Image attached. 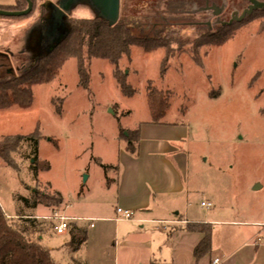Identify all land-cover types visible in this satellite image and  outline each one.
I'll return each mask as SVG.
<instances>
[{
    "label": "rangeland",
    "instance_id": "obj_1",
    "mask_svg": "<svg viewBox=\"0 0 264 264\" xmlns=\"http://www.w3.org/2000/svg\"><path fill=\"white\" fill-rule=\"evenodd\" d=\"M210 1L219 6L217 0ZM225 1L229 5L226 13L234 9L232 12L240 15L247 8L245 0ZM151 2L33 0L30 16L0 18V82L21 77L33 67L54 37L56 12L70 21L115 20L135 30L137 38L158 39L167 34L173 39L172 52L163 67L164 51L145 54L136 47L118 63V70L135 91L131 99L120 96L112 77L114 69L108 63L91 61L86 65L89 79L84 91L78 86L75 61L68 60L50 84L32 88L28 110L0 113V142L37 133L36 156L41 165L48 166L47 172L34 174L29 161L32 149L27 145L10 156L11 168L0 161V209L9 223L48 216L53 209L67 218L116 217L118 154L126 146L119 132L131 133L149 118L144 95L147 84L169 96L162 121L183 119L189 130L181 147L188 154L189 197L186 208L181 200L172 203L180 208L179 220L184 219L185 209V220L215 226L221 233L238 230L224 228L225 224L262 217L264 16L254 13L235 24L229 30L230 41L221 48H211L200 46L199 38L207 33L204 29L177 26L192 21L179 12L169 15L176 25L166 29L170 33H148ZM52 101L60 115L54 113ZM36 193L58 195L61 204L27 211L25 204ZM201 204H210L213 209L200 208ZM113 223L96 222L93 230L87 228L86 244L73 259L82 264H128L132 254L120 250L122 236L150 240L157 234L151 227L162 233L167 230L163 225H144L143 231H138L141 226ZM38 225L46 233L36 242L49 251L55 264H70L64 248L67 235L57 237L51 228Z\"/></svg>",
    "mask_w": 264,
    "mask_h": 264
},
{
    "label": "trees",
    "instance_id": "obj_2",
    "mask_svg": "<svg viewBox=\"0 0 264 264\" xmlns=\"http://www.w3.org/2000/svg\"><path fill=\"white\" fill-rule=\"evenodd\" d=\"M33 2V0H31ZM185 0H152L149 15H147V31L170 33L166 29L176 28V25L169 19L172 11ZM198 3L202 0H189ZM264 3V0H256ZM15 6L5 12H23L26 5L23 0H14ZM171 10V11H170ZM264 16V13L257 12ZM32 14V13H31ZM168 17V19H166ZM54 37L49 41L45 51L37 59L33 67L23 76L11 78L0 82V113L9 110L26 111L32 102V88L46 86L56 79L62 66L68 61H75L78 76V86L82 90L88 89L87 66L91 61H104L114 69L112 74L116 89L120 96L131 99L135 91L126 83L124 73L118 70V63L128 57L130 49L136 47L145 54L154 51H164L165 59L172 52L173 39L169 35L161 38L135 37L136 32L127 25L105 20L97 21H60L55 19L53 25ZM230 28L218 29L215 33H205L200 38V46L221 48L231 39ZM59 32L56 34V32ZM87 65V66H86ZM163 69V68H162ZM165 70L161 71V74ZM145 101L151 124L160 123L166 116L169 108V96L154 90L150 84L144 88ZM218 94L210 97H217ZM55 107L53 101L51 102ZM57 115L60 111L55 107ZM125 134V136H123ZM121 138L126 142V152L132 155L138 141V131L131 133L119 132ZM37 133L29 137L7 138L0 142V161L7 167L10 165V156L18 154L23 145L32 149L31 158L34 174L47 172V164L41 165L37 159L36 145ZM32 200L25 204L27 211H33L37 207L55 208L61 204L58 195L46 196L35 194ZM20 218V217H18ZM19 221V220H18ZM20 223L13 225L5 218L0 209V264H55L50 253L41 247L36 241L45 229L33 220H20ZM185 232L199 235L201 240L194 248L192 256L197 263L210 254L212 229L207 225H189ZM69 241L64 246L68 253H77L86 243V231L84 229L71 228L68 232ZM31 239H34L32 241ZM75 264V263H73Z\"/></svg>",
    "mask_w": 264,
    "mask_h": 264
},
{
    "label": "crops",
    "instance_id": "obj_3",
    "mask_svg": "<svg viewBox=\"0 0 264 264\" xmlns=\"http://www.w3.org/2000/svg\"><path fill=\"white\" fill-rule=\"evenodd\" d=\"M14 6V0H0V9H12ZM135 128L133 132L138 131L135 152L128 154L125 146L118 154L115 209L130 213L132 222L116 223V217L69 219L104 224L114 222L115 225L123 224L129 227L141 226L138 231H143L144 225H163L167 228L166 232L162 233L151 227L152 233L157 234H153L150 240L143 237L134 239L130 234L122 236L120 250L126 249L132 254L128 264H213L214 261L218 264H264V206L261 218H247L223 226L238 229L236 232L228 229L218 233L214 230L215 226L185 220V209L184 219L179 220L180 208L172 206V203L181 200L186 208L185 202L189 197L186 184L188 154L181 149L188 140L189 130L183 119L178 122H167L166 119L154 125L148 118ZM42 224L50 228L49 224ZM189 225H207L212 229L210 254L197 263L192 252L201 237L186 233L185 228ZM73 227L85 231L90 229L88 224L83 223H77ZM93 229L92 225L90 230ZM45 233L44 231L38 236L39 242ZM65 235L68 237V233ZM155 235L157 238H154ZM217 242L218 247L215 246ZM79 251L69 253L70 264H82L73 259Z\"/></svg>",
    "mask_w": 264,
    "mask_h": 264
},
{
    "label": "flooded vegetation",
    "instance_id": "obj_4",
    "mask_svg": "<svg viewBox=\"0 0 264 264\" xmlns=\"http://www.w3.org/2000/svg\"><path fill=\"white\" fill-rule=\"evenodd\" d=\"M219 6H216L214 3L212 4V2L210 0H202L198 3L195 2H190L189 0H185L184 2H182L179 6H177V8L175 7V9H177L180 13V16L183 18H191L192 21H186L182 24H177V26H184V27H196L198 29H204L205 32L207 33H212L213 30H218V29H224L221 28L220 26H215L212 27L214 24H227L231 21V19L234 17V14H239V12H232L233 10H231L229 13V5L226 3L225 0H217L216 1ZM222 4L225 5V9L224 11L217 17L214 18L213 17V12L211 11H204L206 9H210L212 6L216 7V8H220L222 6ZM242 13V12H241ZM202 17L200 19H197L199 17ZM62 18V16L57 15L56 14V20L60 21ZM218 21V22H216ZM236 23H232L231 27H233ZM207 25L210 27V31H208ZM229 27V28H231Z\"/></svg>",
    "mask_w": 264,
    "mask_h": 264
},
{
    "label": "built area",
    "instance_id": "obj_5",
    "mask_svg": "<svg viewBox=\"0 0 264 264\" xmlns=\"http://www.w3.org/2000/svg\"><path fill=\"white\" fill-rule=\"evenodd\" d=\"M203 209L210 210L211 205H201ZM116 223H129L132 222V215L128 212L116 210ZM26 220V219H25ZM27 220H33L36 223H47L50 225L51 231L55 236L61 237L67 234L71 227L75 226L77 223L88 224L89 228L92 229V221L83 220V219H69L65 214L59 210H53L47 217H33ZM264 230V227H263ZM213 264H218L217 261H214Z\"/></svg>",
    "mask_w": 264,
    "mask_h": 264
},
{
    "label": "water",
    "instance_id": "obj_6",
    "mask_svg": "<svg viewBox=\"0 0 264 264\" xmlns=\"http://www.w3.org/2000/svg\"><path fill=\"white\" fill-rule=\"evenodd\" d=\"M25 5H26V9L23 12H15V13H9V12H3L0 11V18H11V19H20V18H25L31 15L32 13V9H33V4L31 0H23ZM247 3V8L242 11V13L239 14H234V17L231 19V21L227 24H214L212 27L215 26H220L221 28H229L231 27L232 23H236L239 24L241 22H243L246 18L251 17L254 13L257 12H264V3H260L256 0H245ZM225 9V5L222 4V6L218 9L214 6H212L210 9H206L204 11H211L213 12V17L217 18ZM116 15V8L114 10ZM57 15H60L58 12H56ZM61 16V15H60ZM105 21H109V22H115V20H105ZM218 22V21H216ZM208 31H210V27L207 25Z\"/></svg>",
    "mask_w": 264,
    "mask_h": 264
}]
</instances>
